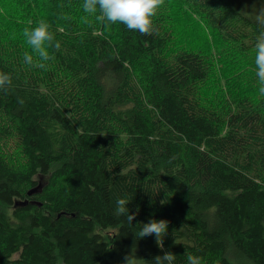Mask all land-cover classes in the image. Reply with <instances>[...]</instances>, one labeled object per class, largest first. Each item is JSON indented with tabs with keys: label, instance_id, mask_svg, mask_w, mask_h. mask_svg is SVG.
Masks as SVG:
<instances>
[{
	"label": "trees",
	"instance_id": "trees-1",
	"mask_svg": "<svg viewBox=\"0 0 264 264\" xmlns=\"http://www.w3.org/2000/svg\"><path fill=\"white\" fill-rule=\"evenodd\" d=\"M82 4L0 0V71L12 77L0 90V264H122L118 248L134 243L148 262L264 264V96L242 74L225 96L204 94L213 55L178 24L179 12L196 18L238 66L264 30V0H165L148 36ZM40 20L61 45L45 69L23 60L22 31ZM122 197L131 223L115 214ZM152 219L169 222L159 252L136 235Z\"/></svg>",
	"mask_w": 264,
	"mask_h": 264
},
{
	"label": "clouds",
	"instance_id": "clouds-1",
	"mask_svg": "<svg viewBox=\"0 0 264 264\" xmlns=\"http://www.w3.org/2000/svg\"><path fill=\"white\" fill-rule=\"evenodd\" d=\"M165 4V0H83L82 9L92 16L96 21L108 26L123 24L129 31L139 32L148 36L154 32V17L160 8ZM64 19H68L67 16ZM87 22V17H84ZM256 22L264 27V7L255 16ZM52 25L46 20H40L35 27H25L22 35L26 43L31 48V53L25 52L24 63L36 68L45 69L46 62L54 59L49 49L60 50V43L56 41L55 34L51 30ZM255 49V76L259 84V94L264 96V30L260 31L256 37ZM12 84V77L9 73L0 71V90H6ZM121 174H124L121 171ZM128 197L119 198L116 201L115 214L124 216L131 223L136 213L129 214ZM169 222L166 219H152L143 224L137 237L144 238L154 235L156 242L163 247L162 238L167 233ZM180 243L179 241H176ZM175 255L165 252L164 255H157L151 262L145 261L136 256L135 247L124 256L122 264H173ZM187 264H201L198 256L188 255Z\"/></svg>",
	"mask_w": 264,
	"mask_h": 264
},
{
	"label": "rangeland",
	"instance_id": "rangeland-1",
	"mask_svg": "<svg viewBox=\"0 0 264 264\" xmlns=\"http://www.w3.org/2000/svg\"><path fill=\"white\" fill-rule=\"evenodd\" d=\"M179 15L178 24L183 25L184 41L191 44L196 43V45L199 46L203 45L201 48H207L213 55L214 72L208 81L200 87V90L204 94H207V96H213L215 94L216 97L220 96V94L225 96V87L234 88L239 85V82L236 79V76L239 74H242L244 79H249L251 87L255 88V86L258 85V81L255 76V52L252 55L251 53L247 55L241 54L242 56L240 57L244 62L236 66L232 62H229L232 60L233 56L239 55L235 48L230 45L221 43L218 44L214 36L209 35L207 30L203 31V28L197 27L199 24L197 19L192 17L187 12H179ZM224 62H229V64L225 63L226 69L223 70L222 64ZM245 66L248 69L247 74L241 71V69ZM2 147L4 149V153L13 160L15 165L22 164V157L13 144L7 143L6 146L2 145L1 148ZM37 180L40 185H42L45 183L46 177L38 176ZM133 247H135L136 256L138 258L148 261L149 252L142 248L138 243H134L129 247L120 246L116 254V260L119 262L123 261L124 256L129 253ZM154 247L156 252L161 251L157 242L154 243Z\"/></svg>",
	"mask_w": 264,
	"mask_h": 264
}]
</instances>
